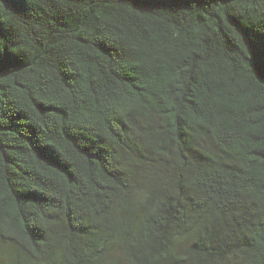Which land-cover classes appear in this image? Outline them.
Returning a JSON list of instances; mask_svg holds the SVG:
<instances>
[{
	"label": "trees",
	"instance_id": "1",
	"mask_svg": "<svg viewBox=\"0 0 264 264\" xmlns=\"http://www.w3.org/2000/svg\"><path fill=\"white\" fill-rule=\"evenodd\" d=\"M0 264H264V0H0Z\"/></svg>",
	"mask_w": 264,
	"mask_h": 264
}]
</instances>
